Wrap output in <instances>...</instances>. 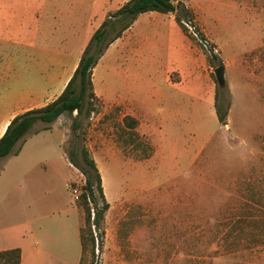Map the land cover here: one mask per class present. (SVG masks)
<instances>
[{
	"label": "rangeland",
	"instance_id": "obj_1",
	"mask_svg": "<svg viewBox=\"0 0 264 264\" xmlns=\"http://www.w3.org/2000/svg\"><path fill=\"white\" fill-rule=\"evenodd\" d=\"M31 1L36 10L42 3L44 24H57L53 35L62 46L75 39L71 26L117 0ZM176 1L187 11L179 10V17L193 20L215 52L188 37L182 26L186 43L177 39L165 18L160 28L138 25V39L145 41L139 69L131 76L119 78L112 58L102 64L105 70H94L95 92L109 99L100 95L97 111L81 118L85 140L75 141L81 165L82 146L95 160L109 204L104 222L91 227L93 245L80 196L86 178L64 157L70 149L68 114L51 125L37 123L35 129L50 131L30 142L18 169L21 173L22 164L35 162L37 167L26 176L19 173L16 181L8 176L0 182V229L20 217L31 224L40 249L53 258L65 257L69 264L80 261L81 231V264H264V86L257 93V80L238 71L231 59L248 46H258L261 32L251 20L256 12L248 9L249 0ZM221 63L228 89L232 84L227 126L218 124L215 108L210 113L217 87L214 70ZM167 68H181L192 81L146 99ZM171 77L180 76L173 72ZM116 96L134 100L143 122L128 127L123 117L132 113L138 119L137 109L132 112ZM194 106L195 111H188ZM177 109L180 115L173 116L165 133H156L161 125L155 124ZM144 120L153 123L150 129ZM73 188L79 191L78 200ZM94 196L101 208L95 184ZM89 206L93 208L90 201ZM74 209L83 213L81 225Z\"/></svg>",
	"mask_w": 264,
	"mask_h": 264
},
{
	"label": "crops",
	"instance_id": "obj_2",
	"mask_svg": "<svg viewBox=\"0 0 264 264\" xmlns=\"http://www.w3.org/2000/svg\"><path fill=\"white\" fill-rule=\"evenodd\" d=\"M127 1L129 0H125L124 2L117 0L114 4H104L99 15L94 17H90L89 14L86 15L85 20L80 25L71 26L70 28V33L75 39L62 46H58V39L54 37L57 32V24H44L43 16H47V14L42 9V3L40 4V9L36 10L31 0H0V138L15 116L31 109L44 107L61 94L73 75L79 59L93 33L98 29L107 15L115 12ZM173 1L175 3L177 2L176 0ZM248 2L252 6L248 9L256 12L253 19H251L252 23L255 24L258 33L260 34L261 32L260 38H258V46H248L243 51L233 54L231 59L236 62L238 71L246 73L249 79L257 80L254 89L258 93L260 90L259 86H264V0H249ZM91 18H93L92 22H90ZM165 18L171 22L169 26L170 31L174 32L177 39L184 40L186 43L187 37L176 21L174 13L162 14L148 12L140 14L133 24L122 33L121 37L109 45L100 58L101 63H97L93 69V75L96 68L98 73L104 67L102 64L112 58L115 64V71L119 78L125 79V77L131 76L134 69H139L136 63L140 65L139 58L143 52V44L145 41L144 38L138 39V25L144 23L147 30L152 25L160 28ZM48 32L50 33L49 36L47 35ZM54 33L55 35H53ZM178 69L173 68L168 70L167 68V70L162 71V79L158 82L159 87L157 90H153L152 93L148 94L146 99H154L155 96L161 97L163 88H176L184 84H189L192 79L183 77L182 69ZM224 69L226 71L225 66ZM255 69H258L259 72L257 73ZM102 70H105V68ZM173 72L179 73L180 77L177 79L171 77ZM93 75L92 81L95 92L96 86L94 85L95 78H93ZM97 80L101 87H105V85L102 86L103 81H100V78H97ZM231 90L232 84L229 85L230 100L232 96ZM261 91L264 92V88ZM95 94L99 100H101L100 95L105 99L101 92L96 91ZM190 95L195 97V91L191 92ZM114 99L115 101L121 102L124 106L129 107L132 112L135 111L136 105L133 104L134 100L128 101L121 96H116ZM181 101L182 103L184 102V97ZM177 104L179 105L180 101ZM212 105L210 113L213 114L214 99ZM150 106L151 103H146V107ZM136 111L138 112V109ZM188 111H195V106L191 107ZM230 114L231 108H229L225 124L219 123L216 116L218 124L227 126ZM147 115H150V113H147ZM166 115L168 116L160 119L155 124L157 126L159 124L161 125V130L158 127L155 131L156 133L158 131L165 133L166 126L170 124L173 116L180 115V111L179 109L173 111V113L167 111ZM125 116H130L135 119L132 113ZM136 118H138L135 119L138 124L139 122H143L142 119L144 117L139 112L136 114ZM189 119V116H184L185 122L187 121L188 123ZM144 122L147 128L150 129L153 123L147 120H144ZM36 126L35 124L33 130L37 132H32L25 138L21 144V150L17 155L0 159L5 160L4 163H0V182L8 178V176L12 177L14 181L17 180V176L20 173L18 169L21 162L20 158L27 146L42 133L50 131L49 128L42 130L35 129ZM64 157L67 160L65 153ZM29 165L28 163L22 164L24 166L21 169L22 176L28 175L33 168L37 167L38 162L33 163L31 166ZM68 166L73 167L69 161ZM73 169L75 168L73 167ZM79 210L74 209L81 225L83 213ZM12 221L10 226L2 228L3 230L0 229V252L19 249L21 254L20 264H41L44 260L46 261L43 262L44 264H53V262H55L54 264H69L65 257L53 258L48 252L40 249V243L36 239V234L31 224L22 221L20 217H14ZM8 235L13 236L12 240H10L11 238L9 239ZM52 259L54 260L50 263ZM80 261L78 264H80Z\"/></svg>",
	"mask_w": 264,
	"mask_h": 264
},
{
	"label": "trees",
	"instance_id": "obj_3",
	"mask_svg": "<svg viewBox=\"0 0 264 264\" xmlns=\"http://www.w3.org/2000/svg\"><path fill=\"white\" fill-rule=\"evenodd\" d=\"M177 4L178 6H176ZM179 10L183 11V13L187 12L180 2L175 3L173 0H129L115 12L107 15L89 39L73 75L61 94L44 107L31 109L15 116L0 138V159H4L11 155H17L20 152L21 144L25 138L32 132H37L33 130L35 124L43 123L44 125H50L61 115L68 114L71 116L70 149L65 155L69 163L86 178L84 191L80 196L85 204V223L89 224L92 245L94 237L91 227L93 225L99 227L104 222V214L108 210L109 204L104 196L102 178L95 160L90 155L87 147L82 146L79 155L83 163L81 165L77 159L78 150L75 141L80 137L85 140V129L80 121L81 118L84 116L89 118L91 114L97 111L95 101L99 99L93 88V69L109 45L121 37L122 33L133 24L140 14L148 12L174 13L176 21L181 26L180 22L182 18L178 15ZM229 107L230 92L227 85L225 83L222 86L217 85L214 108L219 123L225 124ZM124 121L130 128H135L138 124L130 116H125ZM94 184L103 201L101 208L97 206L94 196ZM89 201L93 203V208L89 206ZM102 234L104 235V232ZM80 238L82 246L81 264L85 247L82 231L80 232ZM20 262L21 254L19 249L0 252V264H20Z\"/></svg>",
	"mask_w": 264,
	"mask_h": 264
},
{
	"label": "built area",
	"instance_id": "obj_4",
	"mask_svg": "<svg viewBox=\"0 0 264 264\" xmlns=\"http://www.w3.org/2000/svg\"><path fill=\"white\" fill-rule=\"evenodd\" d=\"M182 28L184 29L186 35L190 37L195 42L201 44L208 52H215V49H211L209 42L207 39L202 35L199 29L196 27L195 23L191 19H181L180 22ZM72 193L74 194V199H79V191L76 188L72 189Z\"/></svg>",
	"mask_w": 264,
	"mask_h": 264
},
{
	"label": "water",
	"instance_id": "obj_5",
	"mask_svg": "<svg viewBox=\"0 0 264 264\" xmlns=\"http://www.w3.org/2000/svg\"><path fill=\"white\" fill-rule=\"evenodd\" d=\"M224 71L225 69L223 65L218 66L214 70V75L218 86H222L225 83Z\"/></svg>",
	"mask_w": 264,
	"mask_h": 264
}]
</instances>
